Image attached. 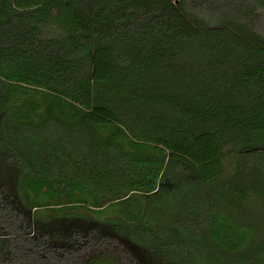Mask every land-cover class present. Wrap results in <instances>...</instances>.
<instances>
[{
  "label": "trees",
  "instance_id": "1",
  "mask_svg": "<svg viewBox=\"0 0 264 264\" xmlns=\"http://www.w3.org/2000/svg\"><path fill=\"white\" fill-rule=\"evenodd\" d=\"M212 261L264 264V0H0V264Z\"/></svg>",
  "mask_w": 264,
  "mask_h": 264
},
{
  "label": "rangeland",
  "instance_id": "2",
  "mask_svg": "<svg viewBox=\"0 0 264 264\" xmlns=\"http://www.w3.org/2000/svg\"><path fill=\"white\" fill-rule=\"evenodd\" d=\"M255 210V209H254ZM212 264H216L214 261L211 262Z\"/></svg>",
  "mask_w": 264,
  "mask_h": 264
}]
</instances>
